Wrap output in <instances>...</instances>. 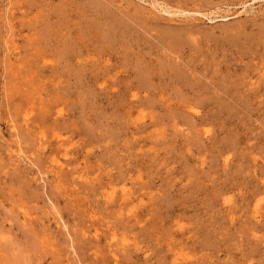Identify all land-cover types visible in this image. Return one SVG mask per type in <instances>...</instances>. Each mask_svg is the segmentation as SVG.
Wrapping results in <instances>:
<instances>
[{
    "label": "rangeland",
    "instance_id": "1",
    "mask_svg": "<svg viewBox=\"0 0 264 264\" xmlns=\"http://www.w3.org/2000/svg\"><path fill=\"white\" fill-rule=\"evenodd\" d=\"M0 264H264V0H0Z\"/></svg>",
    "mask_w": 264,
    "mask_h": 264
},
{
    "label": "bare ground",
    "instance_id": "2",
    "mask_svg": "<svg viewBox=\"0 0 264 264\" xmlns=\"http://www.w3.org/2000/svg\"><path fill=\"white\" fill-rule=\"evenodd\" d=\"M170 34H171V33H170ZM170 34H169V35H170ZM172 35H173V34H172ZM172 35H171V36H172ZM172 38H173V37H172ZM174 39H175V38H174ZM176 41H177V40H176ZM176 41H175V45H174V46H176V45L178 44V43L176 44ZM173 43H174V41H173ZM262 67H263V66H262ZM262 67H261V68H262ZM261 68H260V69H261ZM255 69H256V68H255ZM260 69H257V70L259 71ZM258 73H259V72H258ZM143 74H144V76H145V73H143ZM181 74H183V73H181ZM253 75H254V74H252V76H253ZM252 76H251L250 78H252ZM256 76H257V74H256ZM141 77L143 78V75H141ZM141 77H140V78H141ZM180 77H181V76H180ZM183 77H184V76H183ZM253 77H254V76H253ZM246 79H247V78H246ZM143 80H144V79H143ZM143 80H141V81H143ZM141 81H140V82H141ZM140 84H141V86H143L145 83L143 84V82H142V83H140ZM251 84H252V83H251ZM253 84H254V83H253Z\"/></svg>",
    "mask_w": 264,
    "mask_h": 264
}]
</instances>
